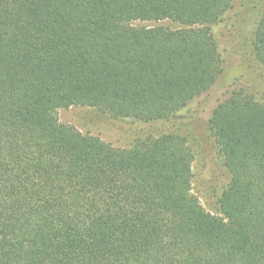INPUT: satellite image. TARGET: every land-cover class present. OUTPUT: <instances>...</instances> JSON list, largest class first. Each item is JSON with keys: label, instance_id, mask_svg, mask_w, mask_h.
<instances>
[{"label": "trees", "instance_id": "16d2710c", "mask_svg": "<svg viewBox=\"0 0 264 264\" xmlns=\"http://www.w3.org/2000/svg\"><path fill=\"white\" fill-rule=\"evenodd\" d=\"M234 2L0 0V264H264V103L254 92L235 87L211 109L229 176L218 214L193 193L187 138L115 148L57 116L177 117L224 74L212 26ZM167 21L181 27L138 25ZM253 54L264 67V7Z\"/></svg>", "mask_w": 264, "mask_h": 264}, {"label": "rangeland", "instance_id": "374dc122", "mask_svg": "<svg viewBox=\"0 0 264 264\" xmlns=\"http://www.w3.org/2000/svg\"><path fill=\"white\" fill-rule=\"evenodd\" d=\"M264 7L263 0H235L223 21L212 26L225 59L224 74L214 89L198 98L188 109L167 121L143 123L131 119H114L94 108L71 107L61 109L57 116L61 123L83 134L99 137L115 148L129 149L137 139L180 134L193 148V193L211 213L218 214L217 201L228 185L229 176L217 156L215 144L208 131L211 109L218 99L235 87H245L264 103V67L253 54L254 33ZM147 27L164 25L179 29L174 22L142 23Z\"/></svg>", "mask_w": 264, "mask_h": 264}]
</instances>
